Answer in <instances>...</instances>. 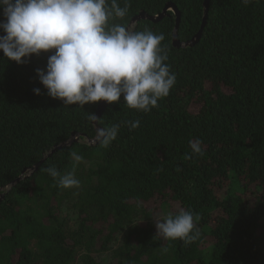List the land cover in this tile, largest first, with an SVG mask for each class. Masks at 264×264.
Masks as SVG:
<instances>
[{"label":"trees","instance_id":"16d2710c","mask_svg":"<svg viewBox=\"0 0 264 264\" xmlns=\"http://www.w3.org/2000/svg\"><path fill=\"white\" fill-rule=\"evenodd\" d=\"M128 2L111 22L164 34L176 76L150 112L121 96L94 126L87 117L101 101L64 105L40 83L36 70L46 71L54 50L23 64L0 51V264H264V0H210L189 46L174 44L175 29L191 40L204 0ZM170 2L179 22L169 10L132 23ZM136 120L130 130L125 122ZM114 124L117 139L100 146L95 128ZM50 166L74 171L79 186L60 187ZM180 208L199 216L191 244L156 237L154 219Z\"/></svg>","mask_w":264,"mask_h":264},{"label":"clouds","instance_id":"9594fccd","mask_svg":"<svg viewBox=\"0 0 264 264\" xmlns=\"http://www.w3.org/2000/svg\"><path fill=\"white\" fill-rule=\"evenodd\" d=\"M249 4L252 0H242ZM130 8L120 7L117 0H0L4 20L0 21V51L19 64L33 54L54 50L46 71L37 69L40 83L47 94L64 105H79L106 101L119 102L143 112L158 107V100L167 97L176 83V76L166 63L168 55L162 42L164 34L151 30L135 31L114 18L123 19ZM27 58V59H26ZM41 94L39 88L34 89ZM94 123L100 118L90 113ZM130 130L140 121H126ZM119 124L96 127L95 141L108 147L117 139ZM202 142L190 141L192 153H202ZM74 161L83 159L70 152ZM64 188L79 186L75 172L61 174L55 166L46 169ZM157 236L166 240L194 242L198 235L199 216L180 208L175 216L154 219Z\"/></svg>","mask_w":264,"mask_h":264},{"label":"water","instance_id":"95a60500","mask_svg":"<svg viewBox=\"0 0 264 264\" xmlns=\"http://www.w3.org/2000/svg\"><path fill=\"white\" fill-rule=\"evenodd\" d=\"M209 3H210V0H204L205 13H204V17H203V24H202L201 30L191 40L186 41V42H180L179 39L177 38V29H178V26H177L175 29V33H174V44L175 45L189 46V45H193L194 43H196L200 39V37L203 33V28H204L206 21H207L208 11H209ZM169 10L174 11V13L177 15V22H179L180 11L174 3L170 2V3H167V5L163 8V10L158 14L151 15V14L142 10L138 15H136L133 18L132 23H136L140 19H150L152 21H159L161 18L168 15ZM107 105H108V102L101 101L99 104L98 111H97L96 115L100 116ZM74 135L76 136V134H74ZM76 137H74L75 140L77 139ZM29 171H32V169L31 170L26 169L25 173L26 172L28 173ZM0 193H1V189H0Z\"/></svg>","mask_w":264,"mask_h":264}]
</instances>
